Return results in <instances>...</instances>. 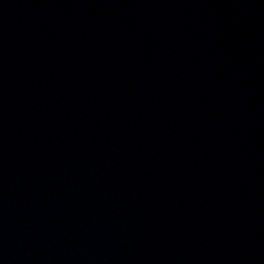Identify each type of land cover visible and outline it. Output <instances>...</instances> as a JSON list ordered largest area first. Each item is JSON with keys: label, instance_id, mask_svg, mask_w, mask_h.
Here are the masks:
<instances>
[{"label": "water", "instance_id": "1", "mask_svg": "<svg viewBox=\"0 0 264 264\" xmlns=\"http://www.w3.org/2000/svg\"><path fill=\"white\" fill-rule=\"evenodd\" d=\"M0 264H264V0H0Z\"/></svg>", "mask_w": 264, "mask_h": 264}]
</instances>
